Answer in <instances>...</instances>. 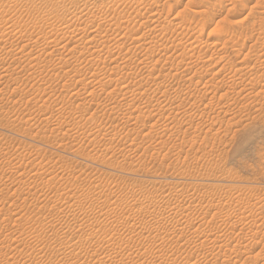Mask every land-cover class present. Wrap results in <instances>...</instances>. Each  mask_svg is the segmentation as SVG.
<instances>
[{"label":"rangeland","instance_id":"1","mask_svg":"<svg viewBox=\"0 0 264 264\" xmlns=\"http://www.w3.org/2000/svg\"><path fill=\"white\" fill-rule=\"evenodd\" d=\"M0 264H264V0H0Z\"/></svg>","mask_w":264,"mask_h":264}]
</instances>
